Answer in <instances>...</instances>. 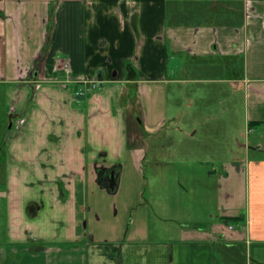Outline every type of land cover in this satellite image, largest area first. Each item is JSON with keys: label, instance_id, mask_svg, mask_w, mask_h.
Here are the masks:
<instances>
[{"label": "crops", "instance_id": "0c3cea01", "mask_svg": "<svg viewBox=\"0 0 264 264\" xmlns=\"http://www.w3.org/2000/svg\"><path fill=\"white\" fill-rule=\"evenodd\" d=\"M171 4L180 9L168 24ZM169 47L179 77L169 73ZM184 60L208 61L199 66L221 73L198 76L188 72L195 64L187 68ZM173 81L219 82L230 91L220 102L227 95L244 98V130L233 132L241 138L238 149L226 148L228 157L195 173L193 185L194 194L210 192L202 199L209 205L217 196L221 217L244 215L242 224L216 222L211 213L212 219L176 231L166 225L152 230L137 172L126 199L121 195L124 165L139 171L146 164L176 166L168 162V137L129 145L125 105L137 95L151 139L168 118L163 86ZM0 83L7 85L8 113L15 118L6 131L8 189L16 186L11 194L24 203L8 210L7 238L26 243L20 247L50 241L40 255L45 261L0 257V264H216L219 252L246 258L245 264L264 258V0H0ZM223 111L232 116L234 106ZM115 164L121 176L111 194L133 216L127 228L115 226L111 240L96 244L83 221L95 213L87 198L93 187L108 191L97 169ZM240 178L246 179L244 192ZM177 184L189 193L188 184ZM39 199L45 206L25 225L27 204ZM249 206V213L239 212Z\"/></svg>", "mask_w": 264, "mask_h": 264}, {"label": "rangeland", "instance_id": "374dc122", "mask_svg": "<svg viewBox=\"0 0 264 264\" xmlns=\"http://www.w3.org/2000/svg\"><path fill=\"white\" fill-rule=\"evenodd\" d=\"M187 8L185 3L184 12L190 16L191 13L186 12ZM179 9V7L175 8L172 4L169 5L168 24H170L169 22H174L177 18L176 11ZM168 62L169 73L175 72V76L178 77L183 74L180 69L175 70L177 62L176 52L171 50L170 47L168 48ZM183 62H186L187 68L194 63L195 65L193 67L190 66L188 72L198 76H213V73H221L218 70H207L199 66L208 61L184 60ZM171 77L175 78L174 76ZM163 89L167 96L168 118L163 125L162 131L160 133H152L154 137L146 139L147 137L149 138L150 134H146L147 136H145L142 134L143 131L131 128L129 138L133 144H138L139 142H145V140L159 143L160 140L163 141L168 137L172 141L171 150L173 154L168 162H173L176 166L171 169L170 164H146L139 171L137 168L135 170L133 166L124 165V188L121 195L126 199V190H128L131 174L137 172L143 181V198L149 202L147 204L149 213L146 216L152 230H154V227H159V225L163 227L166 225L176 231L181 226L193 225L198 218L203 217L202 220L212 219L208 217L211 213L214 215V221H224L226 218L221 217L223 216V211L217 207V196L216 201L215 197L212 199L213 195L210 197L211 203L209 205L208 201L202 199H207L210 192L209 195L206 191H199L198 194H194L193 185L195 183V173H202L204 172L203 169L206 168L210 170L217 168L211 162H218V158L228 157L226 148L228 150L231 148L238 149L237 139L241 140V138L239 136L236 138L233 132H243L244 130L242 122L243 113L239 111V108L243 107L244 98L241 95L239 96V94L231 98L227 95L228 99L220 102L219 99L224 98L225 90L229 91V85L223 87V83L219 82H188L181 84L173 81L166 83ZM6 95L7 85L0 83V257H11L18 261L25 260L27 262L29 259H35L33 261L38 259H32L31 257H39L41 261H45V257H42V259L40 256L45 246H37L38 239L33 240L30 247H20L18 245L26 243L9 242L7 238L8 210H15V205L20 204V206H24V203L20 198L18 199L13 196L16 186H9L8 189L9 169L6 166L8 162V134H6V131L15 118H11L8 113ZM230 105L234 106L232 116L223 111V107L225 108V106ZM210 115L212 117H209ZM132 123L135 126V123ZM236 151L240 153V151ZM260 156H264V153ZM208 157L217 158V160L209 161ZM197 158L201 160L200 164ZM10 168H12L14 173V175H12L13 173L11 174L12 178L15 180L17 173L14 170L16 167L10 166ZM180 181L185 185H189V193L179 188L177 183ZM245 181L243 178H240V183H238L242 192L245 191ZM29 186L33 185L30 184ZM44 186H50L51 188V185L47 183H44ZM175 192H178V195L175 196ZM110 194L111 192L93 187L87 198L88 204L94 207L95 213L87 214V218H91L90 221L87 218L83 219V221H86V231H92L91 234H95L96 244L105 243L106 239L111 240L109 234L112 228L115 226L127 228L132 220L133 215L130 213V209L119 200L120 198ZM44 206L45 202L42 199L35 202L30 201L25 209L27 210L25 214H27L28 218L23 216L26 220L24 222L25 225L29 221L28 219L37 216ZM23 208H21L22 211H24ZM249 211L250 206L248 209L245 207L239 209V212L243 214H247ZM229 213L237 214V211H229ZM11 220V227L13 228L17 219L14 218L13 220L12 218ZM19 224L21 223L19 222ZM45 241L47 243L50 242L47 239L40 240V242ZM7 242L8 244H6ZM2 244L3 247L1 246ZM222 244L221 242L217 243V245L223 247ZM222 247L220 248L222 249ZM27 248L33 250V253L29 252ZM219 253L216 257V264H245L246 258L238 256L233 257L234 260H231L230 257L221 256ZM1 264H3V261ZM259 264H264V258Z\"/></svg>", "mask_w": 264, "mask_h": 264}, {"label": "trees", "instance_id": "16d2710c", "mask_svg": "<svg viewBox=\"0 0 264 264\" xmlns=\"http://www.w3.org/2000/svg\"><path fill=\"white\" fill-rule=\"evenodd\" d=\"M132 98V99H131ZM131 98L128 99L125 102L126 105V117H127V131L128 134L130 133V131L132 130L131 128L135 129H139L140 131H143L142 134H146V132H144V125L143 123L140 121V111H139V102H138V98L137 95H131ZM130 111V113H128ZM135 123V126H133V123ZM137 132V131H136ZM168 141L170 142V144H172V141H170V139H168ZM128 142L129 145L132 143L130 141V138L128 137ZM132 146V145H131ZM244 215H238V216H231V217H227L226 220L228 222H238L239 224L244 223ZM46 244H48L46 241L45 242H38L36 245L37 246H46Z\"/></svg>", "mask_w": 264, "mask_h": 264}, {"label": "flooded vegetation", "instance_id": "af4514ba", "mask_svg": "<svg viewBox=\"0 0 264 264\" xmlns=\"http://www.w3.org/2000/svg\"><path fill=\"white\" fill-rule=\"evenodd\" d=\"M119 165H111V166H99L97 169V179L98 181L100 179H103L106 182H109V179H111L112 172H118ZM32 240L28 241V245L31 246ZM33 246V245H32Z\"/></svg>", "mask_w": 264, "mask_h": 264}, {"label": "water", "instance_id": "95a60500", "mask_svg": "<svg viewBox=\"0 0 264 264\" xmlns=\"http://www.w3.org/2000/svg\"><path fill=\"white\" fill-rule=\"evenodd\" d=\"M120 176H121V169H119L118 172H112V176L111 179H109V182H106L103 179H100L99 182L104 187H106L109 192L115 193L119 187Z\"/></svg>", "mask_w": 264, "mask_h": 264}, {"label": "built area", "instance_id": "2783aa9c", "mask_svg": "<svg viewBox=\"0 0 264 264\" xmlns=\"http://www.w3.org/2000/svg\"><path fill=\"white\" fill-rule=\"evenodd\" d=\"M93 87L96 88V87H98V86H97V84H95ZM230 228H232V226H230Z\"/></svg>", "mask_w": 264, "mask_h": 264}]
</instances>
